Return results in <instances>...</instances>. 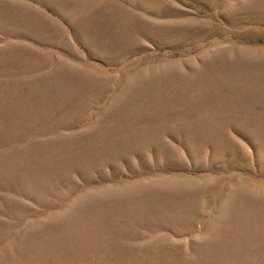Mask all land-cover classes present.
<instances>
[{"label": "rangeland", "instance_id": "374dc122", "mask_svg": "<svg viewBox=\"0 0 264 264\" xmlns=\"http://www.w3.org/2000/svg\"><path fill=\"white\" fill-rule=\"evenodd\" d=\"M0 264H264V0H0Z\"/></svg>", "mask_w": 264, "mask_h": 264}]
</instances>
